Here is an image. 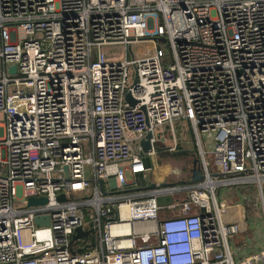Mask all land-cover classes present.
<instances>
[{
    "label": "built area",
    "instance_id": "built-area-1",
    "mask_svg": "<svg viewBox=\"0 0 264 264\" xmlns=\"http://www.w3.org/2000/svg\"><path fill=\"white\" fill-rule=\"evenodd\" d=\"M176 125L204 180L143 185ZM263 188L264 0H0V264H264Z\"/></svg>",
    "mask_w": 264,
    "mask_h": 264
},
{
    "label": "rangeland",
    "instance_id": "rangeland-1",
    "mask_svg": "<svg viewBox=\"0 0 264 264\" xmlns=\"http://www.w3.org/2000/svg\"><path fill=\"white\" fill-rule=\"evenodd\" d=\"M117 54L119 55V58H122L123 55L120 54L119 50L117 49ZM177 128V140L179 142V146L182 145L183 147L187 148L189 154L184 158L180 160H175L173 158H168L167 162L164 165L160 164L161 156L157 154V156L150 161L151 170L148 172L146 177V183L145 184H151V183H159L162 186H170V185H179V184H189L192 182H195L196 174H199L202 178V181L204 180L205 172L203 169V161L201 156L199 155V150L195 144V140L188 141L187 137L184 138L182 136L180 126L176 125ZM157 135L159 136V139L161 138V135L159 132H157ZM181 138V139H179ZM203 138V137H202ZM189 139V138H188ZM190 140V139H189ZM173 139L171 140L168 138L165 145H172ZM165 145H161V148H165ZM172 159V160H171ZM207 161L212 164L213 157L208 156ZM213 171V168L211 167V172ZM217 194H219V190L217 191ZM175 199L172 200V202H175ZM259 200V198H258ZM257 204V203H256ZM179 211L178 209H168L164 215L165 218H171L174 216H178Z\"/></svg>",
    "mask_w": 264,
    "mask_h": 264
},
{
    "label": "crops",
    "instance_id": "crops-1",
    "mask_svg": "<svg viewBox=\"0 0 264 264\" xmlns=\"http://www.w3.org/2000/svg\"><path fill=\"white\" fill-rule=\"evenodd\" d=\"M215 176L219 177L220 175H218V173L216 172ZM146 177L147 175L143 180H147ZM195 182H199V181H195ZM145 183L146 181H143V185H145ZM156 184L158 183H154V184L151 183L149 185L151 188H153L154 185ZM248 189L249 188H246L245 186L221 188L219 189L218 195L222 200H227L228 202L240 205L239 213L241 214V212H243L244 209L242 207L244 206L245 203L244 199H246L244 190H248ZM256 194H257V190H256ZM162 216L165 217L164 214H162ZM243 222L247 224L248 226L247 230L241 233L240 235L234 237L230 242V246L232 247L235 254V258L237 260H244L249 256L259 253L264 248V233L262 232V230L264 229V223L262 219H259L257 215L253 217L247 216L244 217Z\"/></svg>",
    "mask_w": 264,
    "mask_h": 264
},
{
    "label": "water",
    "instance_id": "water-1",
    "mask_svg": "<svg viewBox=\"0 0 264 264\" xmlns=\"http://www.w3.org/2000/svg\"><path fill=\"white\" fill-rule=\"evenodd\" d=\"M11 71L15 73L16 68L15 67L12 68ZM128 100H130V98H128ZM142 146L146 152L149 150V144L148 143H142ZM200 180H201L200 175L196 174L195 181H200ZM190 196H191L192 201L200 207V210H201V213L203 216L209 215L211 213V204L208 200L200 197V195L196 191L191 192ZM171 200L172 199L170 198L168 202H171ZM45 203H46L45 199H40V200L32 199L30 201L31 206H36V205L45 204ZM41 221H42L41 219H38L36 222H37V224H40ZM87 234L88 233H84L81 228L77 229V234L74 237V241L77 240L78 238L87 236Z\"/></svg>",
    "mask_w": 264,
    "mask_h": 264
},
{
    "label": "trees",
    "instance_id": "trees-1",
    "mask_svg": "<svg viewBox=\"0 0 264 264\" xmlns=\"http://www.w3.org/2000/svg\"><path fill=\"white\" fill-rule=\"evenodd\" d=\"M188 154H189V152H188L187 148L183 147L182 145H180L179 150L176 153H169L164 148H161L158 152V155L161 156V159H160L161 165L165 164L168 161L167 160L168 158L180 160V159H184ZM180 185H184V184L181 183L179 185H170V186H165V187H174V186H180Z\"/></svg>",
    "mask_w": 264,
    "mask_h": 264
}]
</instances>
